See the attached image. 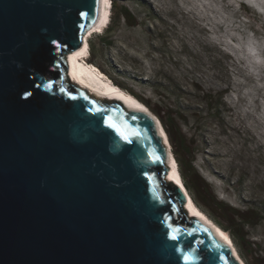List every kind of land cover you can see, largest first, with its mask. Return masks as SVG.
Wrapping results in <instances>:
<instances>
[{"label": "water", "instance_id": "obj_1", "mask_svg": "<svg viewBox=\"0 0 264 264\" xmlns=\"http://www.w3.org/2000/svg\"><path fill=\"white\" fill-rule=\"evenodd\" d=\"M98 9L0 0V264H239L166 179L154 117L67 80ZM60 46L66 89L42 72Z\"/></svg>", "mask_w": 264, "mask_h": 264}, {"label": "rangeland", "instance_id": "obj_2", "mask_svg": "<svg viewBox=\"0 0 264 264\" xmlns=\"http://www.w3.org/2000/svg\"><path fill=\"white\" fill-rule=\"evenodd\" d=\"M110 1L88 63L159 120L165 104L176 113L202 196L221 202L245 264H264V0Z\"/></svg>", "mask_w": 264, "mask_h": 264}, {"label": "bare ground", "instance_id": "obj_3", "mask_svg": "<svg viewBox=\"0 0 264 264\" xmlns=\"http://www.w3.org/2000/svg\"><path fill=\"white\" fill-rule=\"evenodd\" d=\"M109 2L110 0H99L97 19L84 34L79 48L69 52L65 56L67 64V80L78 85L79 87L87 89L88 93L94 98L109 100L119 99L128 109H139L151 114V111L148 109L145 103L139 100L131 92L113 82L109 77L104 75L101 70L92 67L87 61L90 54L89 37H91L94 31H102L103 28L107 25L111 10V8L109 7ZM151 115L155 119L157 129L167 149V161L169 164V169L166 179L175 182L184 191V204L188 214L198 216L203 219V221H205L208 225H210L215 233H217V235L230 247L231 252L237 259L238 263L245 264L244 260L239 255L234 243L232 242L229 234L218 224H216L210 217H208L206 213L198 207V205H196L187 189L184 187L178 169L177 161L171 150V145L167 133L161 121L155 115Z\"/></svg>", "mask_w": 264, "mask_h": 264}, {"label": "trees", "instance_id": "obj_4", "mask_svg": "<svg viewBox=\"0 0 264 264\" xmlns=\"http://www.w3.org/2000/svg\"><path fill=\"white\" fill-rule=\"evenodd\" d=\"M245 6V5H244ZM247 8V7H246ZM249 11L250 9L247 8ZM250 12V11H249ZM254 13L253 11H251ZM118 17L126 18L129 21V15L128 11L125 7H120L118 11ZM64 47L60 46L55 54L54 57V66H50L49 64L42 70L43 74L52 80L53 82L57 83L62 88L66 89L68 86V83L65 81V77L62 73V66L64 64ZM120 86V85H119ZM126 89V88H125ZM129 91L128 89H126ZM131 92L133 95L135 93ZM136 96V95H135ZM142 102L145 101L142 97H137ZM148 105L150 104L147 100L145 101ZM165 107L167 110H163L164 113L162 115L159 114L160 120L165 128V131L167 133L169 142L172 145L171 150L173 149V152L175 155V159L177 161L178 169L180 171V175L182 178V182L184 184V187L187 189L188 193L190 194L193 201L198 205V207L203 208L206 210V212L214 218V220L224 228L225 230H231L232 225L228 224L223 216L219 215V213L223 212L225 209L223 208L220 201L216 200H208L205 197L202 196V193L200 191L201 186H204V182H200L198 178V174H196L195 168L192 166L193 160H194V146L191 138H188L180 129V127L175 128L174 123V115L176 114L173 110H170V107L168 104H165ZM172 152V153H173ZM161 177V184L164 186L166 190L169 189L168 183L164 180L163 176L160 173ZM258 213L260 215L261 210L256 208ZM202 210V209H201ZM203 211V210H202ZM239 217V220L242 221V224H249L248 219H243L244 217H240V214H237ZM212 219V218H211ZM174 220L177 224L180 223H186L187 222V216L185 212H181L179 210H176V213L174 214ZM215 222V223H216ZM226 222V223H224ZM234 241L239 246V239L235 235L234 232L231 233ZM247 264H251L246 259Z\"/></svg>", "mask_w": 264, "mask_h": 264}, {"label": "snow or ice", "instance_id": "obj_5", "mask_svg": "<svg viewBox=\"0 0 264 264\" xmlns=\"http://www.w3.org/2000/svg\"><path fill=\"white\" fill-rule=\"evenodd\" d=\"M172 238H173V239H175V236H173ZM185 259L187 260L188 258H187V257H185Z\"/></svg>", "mask_w": 264, "mask_h": 264}, {"label": "clouds", "instance_id": "obj_6", "mask_svg": "<svg viewBox=\"0 0 264 264\" xmlns=\"http://www.w3.org/2000/svg\"><path fill=\"white\" fill-rule=\"evenodd\" d=\"M108 23H109V21H108ZM108 23H107V24H108ZM106 27H107V25H106L104 28H106Z\"/></svg>", "mask_w": 264, "mask_h": 264}]
</instances>
